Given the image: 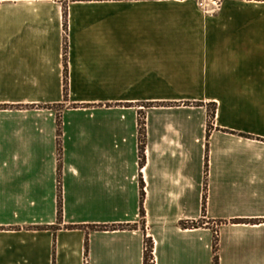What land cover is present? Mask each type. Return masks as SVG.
<instances>
[{"label": "crops", "instance_id": "0c3cea01", "mask_svg": "<svg viewBox=\"0 0 264 264\" xmlns=\"http://www.w3.org/2000/svg\"><path fill=\"white\" fill-rule=\"evenodd\" d=\"M66 10L0 0V264H264V1Z\"/></svg>", "mask_w": 264, "mask_h": 264}, {"label": "trees", "instance_id": "16d2710c", "mask_svg": "<svg viewBox=\"0 0 264 264\" xmlns=\"http://www.w3.org/2000/svg\"><path fill=\"white\" fill-rule=\"evenodd\" d=\"M57 1L58 3H60L63 7V19H64V30L66 32V16H67V6L69 3L71 2H75V1H99V0H55ZM260 1H264V0H260ZM66 39V38H65ZM64 49H66V40L64 41ZM65 68H66V62H65ZM64 84H65V95H66V88H67V79H66V75H65V79H64ZM4 106L3 105H0V109H3ZM214 112V111H213ZM57 133L58 135L61 134V130H60V122L58 124V130H57ZM60 150H61V147H60V141L58 140V151L60 153ZM140 151H142V148L140 149ZM206 159H207V156H206ZM206 165H207V162H206ZM60 164L58 165V208H57V219L59 220V223L61 222L62 220V199H61V192H60ZM142 204H143V194L141 195V198H140V208H141V213H143V207H142ZM202 211H203V215L205 213V198H203V208H202ZM235 222H246L245 220H236ZM66 228H69V229H73V228H79L77 225H67ZM92 228H95V229H101V230H106L108 229V226L106 225H98V226H94ZM126 228L125 225H119V226H112L111 229H124ZM87 245H88V241L86 240V249H87ZM216 246H217V236L215 235L214 237V241H213V251H214V264H217V255H216ZM150 256L148 257V255H144V260L146 261L147 259H149Z\"/></svg>", "mask_w": 264, "mask_h": 264}, {"label": "rangeland", "instance_id": "374dc122", "mask_svg": "<svg viewBox=\"0 0 264 264\" xmlns=\"http://www.w3.org/2000/svg\"><path fill=\"white\" fill-rule=\"evenodd\" d=\"M212 2H214V3H218V0H211ZM256 1H260V0H256ZM126 106V105H125ZM58 119V124H59V122H60V120H59V118H57ZM141 123H143V117H142V114H141V119H140V121H139V124H141ZM140 133L142 134L143 133V125L141 124V126H140ZM142 141V140H141ZM142 207H143V204H142ZM143 211H144V207H143ZM143 216H144V212L143 213H141V208H140V220H139V222L141 223V224H144V219H143ZM58 222H59V220H58ZM78 226V225H77ZM95 226H98V225H95ZM100 226H102V225H100ZM107 226V225H106ZM112 226H119V225H111V226H109L108 225V229H106V230H111V228H112ZM126 226V225H125ZM79 228H84L85 229V226H78ZM92 227H94V225L93 226H88V228H89V230H91V229H95V228H92ZM95 230H99V229H95ZM101 230V229H100ZM215 237V236H214ZM144 248H145V250H144V255L146 254V255H148V257L150 256V258H151V252H152V241H151V239H146L145 241H144ZM146 261H148V259L146 260Z\"/></svg>", "mask_w": 264, "mask_h": 264}, {"label": "built area", "instance_id": "2783aa9c", "mask_svg": "<svg viewBox=\"0 0 264 264\" xmlns=\"http://www.w3.org/2000/svg\"><path fill=\"white\" fill-rule=\"evenodd\" d=\"M215 234H217L216 231H215Z\"/></svg>", "mask_w": 264, "mask_h": 264}]
</instances>
